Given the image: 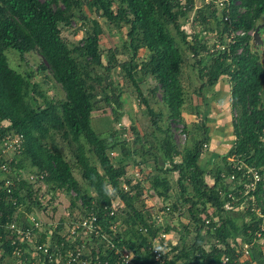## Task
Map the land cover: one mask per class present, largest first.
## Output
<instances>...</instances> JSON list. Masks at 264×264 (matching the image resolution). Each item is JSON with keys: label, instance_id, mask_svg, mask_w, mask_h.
I'll list each match as a JSON object with an SVG mask.
<instances>
[{"label": "trees", "instance_id": "trees-1", "mask_svg": "<svg viewBox=\"0 0 264 264\" xmlns=\"http://www.w3.org/2000/svg\"><path fill=\"white\" fill-rule=\"evenodd\" d=\"M86 3L110 24L117 28L123 26L129 28L127 35L129 46L133 51L130 65L134 74L129 70L126 72L132 78L139 96L151 115L155 113L143 98V93L137 84L139 73L157 82L154 93L161 92L162 103L169 112V119L178 124L183 123L184 55L181 46L171 33L170 25L175 28L181 36L182 43L192 53L195 66L200 68L199 74L205 81L201 85V90L215 86L224 76L230 78L232 107L236 113L233 125L236 141L225 157L224 167L215 171L213 184L206 182L205 169L199 163L203 148L209 141L207 131L203 139L195 140L192 148L186 149L182 162L175 163L174 158L179 155V151L168 127L167 135L162 142V150L165 160L172 164V168L160 169V173H179L178 185L181 198L189 206L188 210L198 226L193 245L197 257H192L185 246L180 249V255L171 260L167 259V264H178L182 259L184 264H192L194 260H200L201 264H242L239 260L241 254L238 252L241 244L234 241L235 232L242 230L248 237L243 239L242 243L252 242L253 235L262 220L256 217L247 225L240 226L231 218L225 217L221 218L218 224L212 220L210 225H206L204 216L214 219V216H220L228 211L227 205L235 207L240 204L239 193L237 190L236 192L231 190L230 184L223 177L233 172L234 162L230 159L258 170L264 177V67L259 56L251 50L254 39L250 35L238 37L236 44L230 46L229 52H216L215 57L212 58L215 53L210 52L215 46H213L214 42L209 43V38L206 36L209 31L206 22L211 18L214 19L215 26L209 32H214V39L223 43L224 33L230 27L254 34L264 18V0H228L229 12L219 11L213 3L207 4L206 14L201 12L197 17L205 25L202 29L205 34L196 35L194 40H189L180 23V19L185 18L194 9V0H185V3L180 0H87ZM82 5V0H0V117L10 120V128L24 135L25 148L22 156L29 159L32 167L37 170L34 172L37 180L31 183L21 182L15 192L16 197L23 206V189L27 190L29 197L33 195V190L37 193L38 188L45 191V187L47 190H53L54 193L65 191L69 196L75 193L73 205L76 204L75 201L81 200L87 208L85 215L92 211L98 214L104 230L108 233H111L109 230L111 223H116L118 217H105L104 207L111 205L114 199H119L123 203L125 222L130 226L128 233L131 235H128L126 240L121 234L116 233L114 241L118 247L125 246L132 250L136 254L138 264H151L150 239L156 237L160 229L150 224L152 213L149 211L143 213L136 207L143 191L141 181L133 179L132 182H126L128 190L122 186L126 168L124 165L116 166L110 157V151L119 145L118 141L108 143L107 139L102 138L92 127L96 96L91 92L93 87L88 83L89 73L86 67H83L76 57L79 55L86 58L87 67L90 63L101 64L99 31L95 29L92 33L89 32L83 47L74 49L70 48L62 36L61 25L69 24L74 16L73 11L82 10ZM217 11L220 14H217ZM227 16L232 21V25L224 21ZM94 27L98 28L96 22ZM9 49L16 50L21 55L38 52L44 61L43 70L50 71L52 79L61 86L65 93V101L59 105L45 101L42 106L39 100L44 96L38 86L31 81V75H23L10 67L5 54ZM141 49H146L149 57L146 61L138 63L137 58ZM240 49L243 50L242 53H239ZM120 100L121 90L117 88L113 89L112 96L106 97L107 103L114 105L115 112L122 108ZM160 118H163L162 113L155 115L153 121L155 126H158ZM54 133L60 135L64 142L77 145L75 157L82 170V179L95 191V197L90 196L82 188L74 176L72 165L61 151L56 147H49V144L44 142ZM84 144L95 155L100 169L85 155ZM122 145L124 155H129L130 150L125 146L126 144ZM14 164L20 170L23 168V159L18 158ZM187 180L192 184V195L187 192L185 185ZM150 182L152 190L159 197L164 199L169 197L170 187L165 176L153 175ZM261 188L262 186L257 195L262 193ZM221 193L226 195L222 196ZM229 193H234L235 199L239 202H233L228 198ZM42 198L43 195L39 200L43 206ZM172 209L174 211L176 208L172 205ZM21 210L22 208L14 207L6 200L5 193L1 190L0 244L13 256L14 248L7 241L9 233L5 225L7 222L17 221ZM32 215L41 219L36 214ZM216 225L218 227L214 232L212 228ZM144 228H147V233L142 231ZM204 229H207L220 245L206 249L202 234ZM165 230L169 232V227ZM55 232L57 245L66 241L69 231L67 235L62 236L57 230ZM39 241L43 244L45 238ZM263 241L255 242L251 256L243 264H264V252L260 249V243ZM14 257L17 259V264L37 263L31 253H23L20 258ZM226 258L229 259L228 262L225 261Z\"/></svg>", "mask_w": 264, "mask_h": 264}, {"label": "rangeland", "instance_id": "rangeland-1", "mask_svg": "<svg viewBox=\"0 0 264 264\" xmlns=\"http://www.w3.org/2000/svg\"><path fill=\"white\" fill-rule=\"evenodd\" d=\"M86 1L82 0V10L75 9L73 11L74 16L69 24L61 25V31L63 38L71 49L83 47L82 45H84L89 32L92 33L95 29L99 31L101 64L90 63L87 67V59L76 55L80 64L86 67V71L89 73L88 83L93 87L91 92L96 96L94 100L95 111L92 114V127L97 134L107 139L108 143L112 144L114 140L118 141L119 145L110 151V157L116 166L124 165L126 168L125 177L122 179V186L126 187V182H132L133 179L141 181V188L144 192L142 191L140 202L136 204L139 210L143 213L149 211L153 214V212L163 209L167 204L171 208L172 205L176 208L174 211L172 209L171 214L164 216L165 229L169 227L170 241L174 243L165 247L167 259L171 260L180 255V249L185 246L192 257H197V252H194L193 245L196 241L198 226L188 210L189 206L181 198L178 185L179 173H160V169L172 168V164L164 158L162 142L167 135L166 129L169 127L175 146L179 151V155L174 158V161L175 163H180L183 160L186 149L192 148L195 140L203 139L204 133L207 131L209 141L206 143L207 146L203 148L199 163L205 169L206 182L212 185L215 171L224 167L226 162L225 157L230 153L236 141L233 128L236 113L232 107V84L230 78L224 76L215 86L201 90V85L205 81L199 74L200 68L195 66L192 53L182 43L181 36L175 28L170 25L171 33L181 46L184 55L182 67V83L185 90V105L182 111L183 123L178 124L169 119V112L162 103L161 92L154 93L157 82L151 77H143L139 73L137 84L143 93V98L147 100L150 109L155 113L151 115L143 99L139 96L132 78L126 72V70H129L134 74L130 65L133 51L129 46L127 35L129 28L125 26L117 28L113 24H110L95 9H90ZM183 7L186 9V5ZM207 9L208 6L204 0H196L194 9L185 18L180 19L181 29L189 36V40H194L196 35H204L202 29L205 25L197 17L200 16L201 12L205 15ZM216 13L220 14L218 11ZM94 22L98 24V28L94 27ZM259 25L262 26L260 38L263 43L262 45H258L253 41L251 43V50L259 56L264 67V18L260 21ZM206 26L209 31L213 29L215 26L214 19L211 18L207 21ZM209 31L206 36L209 38V43L212 44L215 40V34ZM213 53L215 54L211 56L212 58L216 55V52ZM5 54L11 68L23 75H31V81L38 86L39 91L44 96L43 99L39 100L42 106H44L45 101L57 103L58 105L65 101V93L61 86L52 79L50 71L43 70L44 61L38 52L34 51L21 55L16 50L9 49ZM148 57L149 52L146 49H141L137 61L141 63L142 61H146ZM114 88L121 90L120 101L122 108L116 112L114 105L106 101L107 96L113 95ZM37 99H39L38 96ZM159 113L163 114V118H160L158 126H155L153 121L155 115ZM180 130L183 131L181 132ZM44 142L48 143L49 147H56L61 151L66 160L72 165L74 176L82 188L90 196L95 197V191L89 188L87 183L82 179V170L75 157L77 145L64 142L57 133L46 138ZM122 144H126L125 146L130 150L129 155H124ZM84 153L91 163L100 169L95 155L89 151V147L86 144H84ZM20 159H23V168L20 170L26 174L34 175V172L37 170L32 167L30 160L22 155ZM156 174L167 178L170 193L166 199L159 197L152 190L150 180ZM185 185L188 194L192 195L193 187L190 181L187 180ZM230 187L232 190L234 186L230 184ZM236 190L233 191L236 192ZM36 191L37 193L33 190V195L29 197L27 190L23 189L24 204L21 207L22 210L19 218L17 217L18 223L24 224L30 213L36 214L48 227L54 223H57L58 227L62 224L59 230L58 227L55 229L62 236L67 235L73 221L83 217L86 213L87 208L81 200L75 201L76 204L73 205V199L76 197L75 193L70 194V196L65 191L54 193L51 189L47 190V187H45V191L40 188ZM263 192L264 190L260 194L259 204L262 201L264 202ZM42 195V202L45 205L43 206L46 209L39 200ZM248 201L250 200L247 198V195L241 194L239 207H233V209H229L220 216H214V220L220 223L221 218L229 217L235 221L236 225H247L253 218H256V214L250 209L248 210ZM121 208L117 213V233L127 240L128 235H131L128 233L130 226L125 222L126 217L123 212V205ZM54 232L52 235L39 233L37 243L42 238H45L44 243L57 246L58 241L55 237L56 232ZM202 234L206 249H210L214 245H220L216 241V238L208 233L207 229H204ZM234 237V241L236 240L238 243H242L243 239L248 238L242 230L235 232ZM130 238L133 237L130 236ZM260 249L264 252V241L260 243ZM245 261L246 259L243 258L242 264ZM36 262V264H39L38 260ZM184 263L183 259L178 261V264ZM0 264H17V259L13 254L10 255L8 250H5L1 244ZM192 264H201V261L194 260Z\"/></svg>", "mask_w": 264, "mask_h": 264}, {"label": "built area", "instance_id": "built-area-1", "mask_svg": "<svg viewBox=\"0 0 264 264\" xmlns=\"http://www.w3.org/2000/svg\"><path fill=\"white\" fill-rule=\"evenodd\" d=\"M180 1L185 2V0ZM204 2L205 4L213 3L219 11H230L228 0H204ZM224 21L232 25V21L228 16L224 18ZM246 35L253 37V32L247 33L230 27L224 33V43L214 40L213 46L215 48L211 50V53L229 52L230 46L236 44L237 38ZM242 51L240 49L239 53H242ZM10 127L11 121L0 117V193L3 190L5 199L14 207L21 208L22 205L15 193L18 185L23 181L34 182L37 177L26 174L15 166L14 161L20 158L24 151L25 137L23 134L16 133ZM184 136L186 137V135ZM230 161L234 162L233 172L229 176L223 177L229 184L234 186L232 190L237 189L239 195H247L250 200L248 201V210L250 209L256 214L257 218L262 220L253 235V241L240 243L241 248L238 249V252L241 257L239 260L243 262V258L248 259L251 256V249L255 242L264 240V202L262 201L259 204L261 196L257 195L260 186L264 190V184H262L264 177L254 168L239 164L233 159H230ZM125 189L128 190L127 187ZM221 194L222 196L226 195V193ZM233 194L229 193L228 198H231L233 202H239ZM122 205L121 200L114 199L111 205L104 207V216L116 217L119 210L122 209ZM226 207L228 210L233 209L229 205ZM235 207H239V205ZM171 213L172 208L167 204L160 211L153 212L151 216L150 224L160 229L157 236L150 239L151 264H167L165 247L174 243L170 241V233L165 230L164 216ZM204 217L206 225H210L212 220L215 224H218V221ZM57 227V223L48 227L46 223L32 214L27 217L24 224L10 221L5 225V229L9 233L7 241L14 248V256L18 258L22 257L23 253H31L39 264H138L136 254L132 250L116 245L114 241V236L117 233L116 223H111L109 227L111 233H108L104 230L98 214L93 211L71 223L66 241H62L57 246L50 243H37L39 233L52 235ZM217 227L218 225L213 227L212 230L215 232ZM142 231L147 233V228L142 229ZM225 261L228 262L229 259L226 258Z\"/></svg>", "mask_w": 264, "mask_h": 264}, {"label": "water", "instance_id": "water-1", "mask_svg": "<svg viewBox=\"0 0 264 264\" xmlns=\"http://www.w3.org/2000/svg\"><path fill=\"white\" fill-rule=\"evenodd\" d=\"M262 26L260 25L259 27H257V29L255 30L254 34H253V39L254 42H256V44L258 45H262V40L260 38V30H261Z\"/></svg>", "mask_w": 264, "mask_h": 264}]
</instances>
